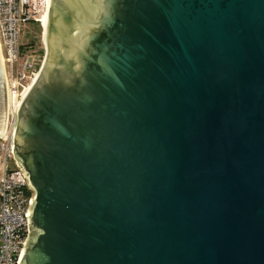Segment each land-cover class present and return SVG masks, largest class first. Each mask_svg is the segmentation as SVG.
I'll list each match as a JSON object with an SVG mask.
<instances>
[{
	"label": "water",
	"instance_id": "95a60500",
	"mask_svg": "<svg viewBox=\"0 0 264 264\" xmlns=\"http://www.w3.org/2000/svg\"><path fill=\"white\" fill-rule=\"evenodd\" d=\"M14 114L19 264H264V0H48ZM0 69V131L2 128Z\"/></svg>",
	"mask_w": 264,
	"mask_h": 264
},
{
	"label": "built area",
	"instance_id": "2783aa9c",
	"mask_svg": "<svg viewBox=\"0 0 264 264\" xmlns=\"http://www.w3.org/2000/svg\"><path fill=\"white\" fill-rule=\"evenodd\" d=\"M46 9L47 0H43ZM34 0H0V55L4 71L8 115L13 117L25 90L36 76L43 57L19 43L21 25L32 19L42 27L43 15L36 17ZM7 115V118H8ZM11 126V129H12ZM0 150L5 154L0 163V264H19V256L31 236L29 210L32 192L26 185L23 171L14 159L11 130L0 135ZM14 168L8 169L7 161Z\"/></svg>",
	"mask_w": 264,
	"mask_h": 264
},
{
	"label": "rangeland",
	"instance_id": "374dc122",
	"mask_svg": "<svg viewBox=\"0 0 264 264\" xmlns=\"http://www.w3.org/2000/svg\"><path fill=\"white\" fill-rule=\"evenodd\" d=\"M34 7L38 11L36 14V17L38 18L39 15H42L45 13V8L43 4V0H34ZM42 27L39 25V23H26L21 25L20 28V34H19V43L22 46H30V50L36 53H40L42 57H44V46H43V40H42ZM13 122V117L8 115V118L6 119V126L7 131L11 130ZM5 159V154L0 150V163L3 164ZM7 167L8 169H13L14 165L11 160L7 161Z\"/></svg>",
	"mask_w": 264,
	"mask_h": 264
},
{
	"label": "bare ground",
	"instance_id": "6f19581e",
	"mask_svg": "<svg viewBox=\"0 0 264 264\" xmlns=\"http://www.w3.org/2000/svg\"><path fill=\"white\" fill-rule=\"evenodd\" d=\"M47 5H48V0H47ZM45 16H46V11H45V13L43 15V18H42V26L43 27H44L43 22H44ZM0 69H1L2 88H3V91H2V93H3V95H2V100H3L2 128H1V131H0V135H2L5 132V129H6V119H7V115H8V108L10 106V100L7 97L1 55H0Z\"/></svg>",
	"mask_w": 264,
	"mask_h": 264
},
{
	"label": "flooded vegetation",
	"instance_id": "af4514ba",
	"mask_svg": "<svg viewBox=\"0 0 264 264\" xmlns=\"http://www.w3.org/2000/svg\"><path fill=\"white\" fill-rule=\"evenodd\" d=\"M29 23H36V22L34 21V19H32Z\"/></svg>",
	"mask_w": 264,
	"mask_h": 264
}]
</instances>
